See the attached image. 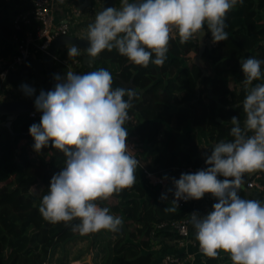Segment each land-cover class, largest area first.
<instances>
[{
    "label": "clouds",
    "instance_id": "1",
    "mask_svg": "<svg viewBox=\"0 0 264 264\" xmlns=\"http://www.w3.org/2000/svg\"><path fill=\"white\" fill-rule=\"evenodd\" d=\"M238 3L243 0H122L120 9L104 8L88 25L89 64L102 51L115 49L131 64L162 67L169 42L176 36L180 44L196 40L206 24L212 43L228 39L225 18ZM79 52L73 44L68 48L70 57ZM261 63L251 56L240 60L247 91L243 126L233 116L230 135L234 139L213 147L204 161L208 167L172 179L173 207L164 209L174 213L180 200H199L206 193L215 197L218 202L212 211L203 217L192 213L190 223L199 252L212 259L223 252L231 264H264V204L238 194L245 174L264 171V83L253 85L262 78ZM54 80L52 90H41L36 96L34 107L43 114L39 124H32L28 131L35 152L51 142L65 161L52 176L38 211L51 224L78 220L72 231L81 235L118 232L123 218L110 214L98 201L136 183L139 161L129 147L125 124L139 94L134 88L113 89L112 74L104 68L85 74L67 71L65 77L54 75ZM21 89L27 96L35 92L28 85ZM160 199L167 200V194Z\"/></svg>",
    "mask_w": 264,
    "mask_h": 264
},
{
    "label": "trees",
    "instance_id": "2",
    "mask_svg": "<svg viewBox=\"0 0 264 264\" xmlns=\"http://www.w3.org/2000/svg\"><path fill=\"white\" fill-rule=\"evenodd\" d=\"M56 3L71 5L72 0H56ZM31 8V0H0V59L14 56L15 40L23 39L26 32L37 27L34 20L19 18ZM225 24L228 39L208 46L202 57L211 72L208 77H201L189 56L197 52L195 39L185 44L179 43L178 36L170 40L162 67L151 63L148 67L131 64L115 49L99 54L92 71L104 68L112 74L113 89L134 88L139 94L129 109L137 122H126L125 127L127 140H132L136 147L141 168L172 177L186 173L188 167L205 169L208 167L204 162L206 155L213 147L220 141L234 139L230 135L231 118L238 117L243 126L242 105L247 91L240 60L249 56L259 59L262 78L253 85L264 83V0L238 3L228 12ZM205 28L207 41L212 42L211 33ZM80 72L90 71L82 67ZM40 118L18 116L10 130L4 126V118H0V264H46L55 254H59V261L64 264L78 261L84 252L71 253L83 243L89 249L97 248L96 254H101L98 264H150L149 250L154 235V238H177L175 233L157 230L155 226L182 218L190 209L166 212L164 209L170 207L160 196L166 193L168 197L169 192L157 187L156 195L163 203L156 205L146 198L142 186L148 181L137 168L136 183L131 188L98 201L99 206L109 208L110 214L123 218L120 231L81 235L72 231L78 220L68 224L48 223L38 208L52 176L64 167L65 157L51 147V142L39 153L33 150L34 140L28 129L34 123L39 124ZM188 125L194 132L185 133L180 141ZM196 130L209 141L203 151ZM251 174H245L244 183ZM259 175L258 180L264 185V171ZM32 187L38 188L39 193H31ZM238 194L264 204V192L246 189L244 184ZM212 198L213 204L218 202ZM223 254L216 259L207 258L206 264H231Z\"/></svg>",
    "mask_w": 264,
    "mask_h": 264
},
{
    "label": "built area",
    "instance_id": "3",
    "mask_svg": "<svg viewBox=\"0 0 264 264\" xmlns=\"http://www.w3.org/2000/svg\"><path fill=\"white\" fill-rule=\"evenodd\" d=\"M32 8L30 11L25 14L19 16L20 20L28 21L29 19L34 20L37 23V27L31 31L26 32L25 36L21 40H15L17 43L16 54L8 59H0V102L1 101H10V100H19L18 96H25L24 92L21 89V85H28L29 87L37 90L38 87H42L34 77H30L26 80L21 81L19 84L9 85L7 87L3 86V81L9 71L16 70L22 67L27 63L28 59L31 56L39 57L40 54L46 51L51 41L60 36H71V27L78 20H82L83 12L77 9V6L71 4L67 7V11L65 12V16L59 18L55 15V5L56 0H31ZM101 7V6H100ZM99 5H90L89 10L94 11L96 9H100ZM177 37V36H176ZM194 40V39H193ZM212 42H209L208 46H211ZM80 55V53H79ZM79 55L73 58L61 57L56 55L54 57V66L53 73L54 75L59 74L61 77H65L62 74L64 71L67 74V71H73L75 74H82L80 69L83 67L81 65V60ZM61 70V71H60ZM56 81L53 79V86H55ZM42 90V89H41ZM39 90L37 94L41 91ZM36 95V94H35ZM34 96V95H32ZM29 97V96H25ZM31 97V96H30ZM24 98V97H22ZM21 99V98H20ZM42 112L35 110L27 113V116L30 118H40L42 116ZM130 122L135 124L137 122L136 116L133 114H129ZM251 135V134H250ZM130 149H132L137 154L136 147L132 140H127ZM207 145V144H206ZM206 146L202 145L200 147L201 151H203ZM138 170L141 171L142 176L145 180L148 181L153 187H157L160 190H167L172 188L173 191L169 192V196L173 199V193L175 191L174 186L172 184V179H179V177L167 176L169 179L165 180L164 175H158L154 172H151L147 169L141 168L138 165ZM198 169L194 167H188L186 169V173L184 174H194ZM260 171L252 172L251 177L248 178L244 185L246 189L252 191L264 192V185L258 180L260 177ZM191 200L178 201V210H185L188 208ZM197 213L199 216H206L203 214L204 212L199 209V207H192L190 210L184 214L182 218L177 220L160 222L155 226L157 230H167L169 232L175 233L176 239H190L192 242V246L194 247L195 254L204 258L206 256L202 255L199 252L198 242L195 239V229L193 225L190 223V215L192 213ZM46 264H57L54 261L47 262ZM64 264V263H63ZM65 264H81L77 261L68 262ZM162 264H189L187 258H179L177 256H166Z\"/></svg>",
    "mask_w": 264,
    "mask_h": 264
},
{
    "label": "water",
    "instance_id": "4",
    "mask_svg": "<svg viewBox=\"0 0 264 264\" xmlns=\"http://www.w3.org/2000/svg\"><path fill=\"white\" fill-rule=\"evenodd\" d=\"M93 0H79L80 4L77 6L79 11L84 10L90 5ZM101 3L100 11L107 7H116L119 0H95ZM206 24L204 29L196 37L197 42V52L195 57L192 59V64H194L201 72V77L211 76V72L207 70L206 64L202 60L203 54L209 45L206 38ZM71 44L77 46L80 49V60L81 65L87 68L90 72L93 69L94 63L99 59L95 58L94 62L89 64L90 57L87 56L86 48L89 43L85 37L78 36H60L53 39L46 49L45 52L40 54L39 57L31 56L27 63L22 67L9 71L3 81V86L7 87L13 85L17 82L26 80L27 78L34 77L35 80L42 86L44 92H48L54 88V57L58 54V51L62 47H70ZM82 55V56H81ZM61 71V70H60ZM1 72V70H0ZM65 76L66 73L62 71ZM40 93V92H39ZM21 99V100H11V101H1L0 102V118H4V126L10 130L12 121L21 115H26L32 110H35L34 101L36 96ZM87 264H91L90 257H87Z\"/></svg>",
    "mask_w": 264,
    "mask_h": 264
},
{
    "label": "crops",
    "instance_id": "5",
    "mask_svg": "<svg viewBox=\"0 0 264 264\" xmlns=\"http://www.w3.org/2000/svg\"><path fill=\"white\" fill-rule=\"evenodd\" d=\"M129 2H133V0H129ZM76 6H78L80 4L79 0H72V3ZM90 5H99V7L101 6V3L98 1H91ZM90 5L85 8L84 10H82L83 12V17L82 20H78L77 22H75L73 24V26L71 27V36H78V37H85L86 33H87V27L90 23H93L95 20V16L97 13L100 12V9H96L94 11H90L89 7ZM69 6V4H63L62 6L58 5L56 3L55 5V15L59 18L64 17L66 14L65 12L67 11V7ZM122 6V0H119L116 8L120 9ZM101 8V7H100ZM68 48L69 47H62L59 51L58 54L61 57H67V58H73L68 56ZM196 55V53L192 52L190 53V58H194ZM82 56V55H81ZM191 59V61H192ZM207 67V65H206ZM208 70V67H207ZM173 80V79H170ZM131 83H128V86H130ZM28 97H24L21 99H25ZM19 99V100H21ZM194 132L193 129H191L190 125H188L184 131L183 134L180 137V141L183 139V135L185 133H192ZM197 135H202L200 134L199 130H196ZM202 133V132H201ZM198 140V138H197ZM200 141V139H199ZM180 148L182 151H186V147H183V145H180ZM165 176V175H164ZM143 189L145 190V194H146V198L151 199L156 205L163 203L162 201H160V199L157 197L156 195V189L155 187H153L151 184L146 183V185L142 186ZM171 198L170 196L167 197V200H164V204L167 205L168 207H173L172 203H171ZM213 198L210 194L206 193L203 198L199 199V200H191L189 206L187 209H190L192 207H199V209H201L202 212H204L203 214L207 215L209 212L212 211V206H213ZM178 210V209H177ZM181 211V210H179ZM155 237V235H154ZM152 238L151 241V247L149 252L152 254V262L150 264H162L163 259L168 256H177L179 258H187V261L189 264H206V259L208 257H200L198 255L195 254L194 251V247L192 246V242L190 239H173V238H167V237H162L159 236L157 238ZM84 244V243H83ZM95 251H97V248L95 247ZM73 254V252L71 253ZM98 256V257H97ZM223 256L225 258L229 257L227 256V254H223ZM95 260L96 259H101V254H95L94 256ZM55 260H59V254H55L52 257V261Z\"/></svg>",
    "mask_w": 264,
    "mask_h": 264
},
{
    "label": "rangeland",
    "instance_id": "6",
    "mask_svg": "<svg viewBox=\"0 0 264 264\" xmlns=\"http://www.w3.org/2000/svg\"><path fill=\"white\" fill-rule=\"evenodd\" d=\"M195 53V52H194ZM28 79V78H27ZM21 82V81H20ZM20 82H17V83H15V84H19ZM14 85V84H13ZM42 89V87H38L37 88V90L33 93V95H35V94H37V92L39 91V90H41ZM25 96H27V95H25ZM25 96H18L17 97V99H20V98H22V97H25ZM30 97V96H29ZM200 132V134H202V135H199L198 134V138L200 139V143H199V145L200 146H202V145H204V146H206V143L207 142H209L208 141V139H207V137L203 134V133H201V131H199ZM206 138V139H205ZM30 191H31V193L33 192V193H39V189L38 188H36V187H32L31 189H30ZM74 250V251H73ZM72 250V252H73V254H74V252L75 251H77V250H80V251H83L84 252V254L82 255V257L77 261V262H80L81 264H87V257L89 256L90 257V261H91V264H98V263H101V259H96L95 260V258H94V256H95V254H96V251H95V248H93V249H89V247H88V244H86V243H84V244H79L76 248H74ZM54 261V260H53ZM54 262H56L57 264H63L61 261H59V260H55Z\"/></svg>",
    "mask_w": 264,
    "mask_h": 264
}]
</instances>
